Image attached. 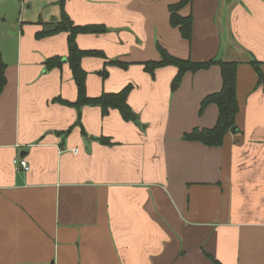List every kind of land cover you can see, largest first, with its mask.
<instances>
[{
  "label": "crops",
  "instance_id": "0c3cea01",
  "mask_svg": "<svg viewBox=\"0 0 264 264\" xmlns=\"http://www.w3.org/2000/svg\"><path fill=\"white\" fill-rule=\"evenodd\" d=\"M60 1L0 0V264H264V90L249 63L264 73V0H192L178 11L192 16L188 40L169 23L179 0ZM62 10L105 27L76 35L104 55L81 60L86 94L131 85L136 122L63 103L77 95L68 32L36 37ZM158 45L237 62L236 131L220 146L183 139L217 121L216 104L200 103L221 89L219 66L151 75L143 62L160 59Z\"/></svg>",
  "mask_w": 264,
  "mask_h": 264
},
{
  "label": "trees",
  "instance_id": "16d2710c",
  "mask_svg": "<svg viewBox=\"0 0 264 264\" xmlns=\"http://www.w3.org/2000/svg\"><path fill=\"white\" fill-rule=\"evenodd\" d=\"M192 0H179L177 3L169 5L170 12L169 23L172 27H177L182 38L190 39L192 31V16H181L178 11L185 5L191 3ZM63 5V0L60 1ZM61 31L68 32L67 45L68 55L66 61L70 67L74 83L76 85V99L72 102L64 101L63 103L79 109L83 106H98L101 114L106 115L110 109H116L126 121H137L136 113L131 109L127 102V96L132 86L127 85L117 92H101L98 96L90 97L86 94V72L81 67V60L85 56L104 57L103 53L94 50H81L76 44L77 34L86 33H102L105 27L102 25H73L68 15L62 10L61 17L58 21L49 23L47 29L36 34L37 38L53 35ZM160 59L156 61L143 62L144 69L153 75L155 70L160 67L172 65L176 67L177 74L175 81L178 82L182 75L188 71L195 72L199 69L209 68L211 65H218L222 79L221 89L205 96L200 103V112L210 103L216 104L218 108V116L215 125L212 128H193L190 132L183 135V139L187 141H197L206 146H220L224 135L230 131H236L235 116L238 112V102L236 98V61H223L216 59H208L206 61H192L190 59H182L169 54L163 47L158 45ZM253 67L258 85L264 90V73L261 70V63L255 59L249 61ZM62 64L61 57L48 58L45 65L48 68L60 67ZM108 64H114L126 68L127 64L110 60ZM5 63L0 58V93L5 85ZM103 77L107 75L106 69L99 72ZM98 140L103 144H109L108 138L102 136ZM217 263L213 258H211Z\"/></svg>",
  "mask_w": 264,
  "mask_h": 264
},
{
  "label": "built area",
  "instance_id": "2783aa9c",
  "mask_svg": "<svg viewBox=\"0 0 264 264\" xmlns=\"http://www.w3.org/2000/svg\"><path fill=\"white\" fill-rule=\"evenodd\" d=\"M74 151L77 150V148L73 149ZM13 164L18 167V168H21L22 170L26 171L29 169V166L27 164V162L23 159H17V158H14L13 159Z\"/></svg>",
  "mask_w": 264,
  "mask_h": 264
},
{
  "label": "water",
  "instance_id": "95a60500",
  "mask_svg": "<svg viewBox=\"0 0 264 264\" xmlns=\"http://www.w3.org/2000/svg\"><path fill=\"white\" fill-rule=\"evenodd\" d=\"M234 129L232 128L230 131H233Z\"/></svg>",
  "mask_w": 264,
  "mask_h": 264
},
{
  "label": "rangeland",
  "instance_id": "374dc122",
  "mask_svg": "<svg viewBox=\"0 0 264 264\" xmlns=\"http://www.w3.org/2000/svg\"><path fill=\"white\" fill-rule=\"evenodd\" d=\"M231 56H233V55H231Z\"/></svg>",
  "mask_w": 264,
  "mask_h": 264
}]
</instances>
